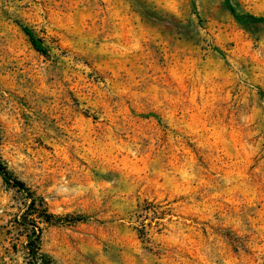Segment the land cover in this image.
Wrapping results in <instances>:
<instances>
[{"label":"rangeland","instance_id":"obj_1","mask_svg":"<svg viewBox=\"0 0 264 264\" xmlns=\"http://www.w3.org/2000/svg\"><path fill=\"white\" fill-rule=\"evenodd\" d=\"M246 14L264 0H0V163L30 192L0 174V264H43L33 232L48 264H264Z\"/></svg>","mask_w":264,"mask_h":264},{"label":"trees","instance_id":"obj_2","mask_svg":"<svg viewBox=\"0 0 264 264\" xmlns=\"http://www.w3.org/2000/svg\"><path fill=\"white\" fill-rule=\"evenodd\" d=\"M227 4L229 6V8L231 9V11L236 15L237 18H240L239 15L236 14L235 9L232 7V5L229 3V1H227ZM243 19L249 21V22H258V21H264V17H256L254 15H243L242 16ZM25 32L26 34L29 36L31 43L33 45V47L39 51V52H46V49L41 41V39L39 37H37L35 35V33L28 27H25ZM0 174L3 178V180L17 188L19 191L25 193L26 195H30L29 189L28 187L25 185V183L23 181H21L20 179H17L16 177H14L8 170L7 168L0 163ZM34 199L32 200L31 204H34ZM32 207L35 205H31ZM42 216H44L45 219H47V221H51L53 218H55V216L51 213H47L46 211H44V213H42ZM33 235L29 236V242H30V247L28 248L29 251L34 254L37 258L41 259L43 264H48L49 260L47 258L46 255L42 254L39 252V248L36 244V241L40 238V233L36 234L35 232L32 233Z\"/></svg>","mask_w":264,"mask_h":264}]
</instances>
